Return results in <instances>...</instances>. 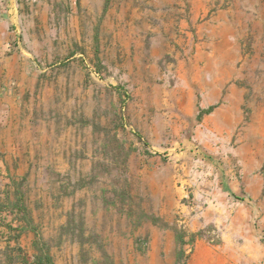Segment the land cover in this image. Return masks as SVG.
Returning a JSON list of instances; mask_svg holds the SVG:
<instances>
[{"label":"rangeland","instance_id":"obj_1","mask_svg":"<svg viewBox=\"0 0 264 264\" xmlns=\"http://www.w3.org/2000/svg\"><path fill=\"white\" fill-rule=\"evenodd\" d=\"M264 264V0H0V264Z\"/></svg>","mask_w":264,"mask_h":264},{"label":"trees","instance_id":"obj_2","mask_svg":"<svg viewBox=\"0 0 264 264\" xmlns=\"http://www.w3.org/2000/svg\"><path fill=\"white\" fill-rule=\"evenodd\" d=\"M38 260L40 261V264H55L49 255L39 257Z\"/></svg>","mask_w":264,"mask_h":264}]
</instances>
